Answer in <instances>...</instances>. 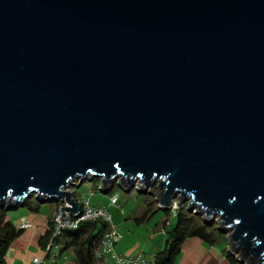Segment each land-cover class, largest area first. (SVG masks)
Returning a JSON list of instances; mask_svg holds the SVG:
<instances>
[{
	"label": "water",
	"instance_id": "1",
	"mask_svg": "<svg viewBox=\"0 0 264 264\" xmlns=\"http://www.w3.org/2000/svg\"><path fill=\"white\" fill-rule=\"evenodd\" d=\"M93 179L264 264V0H0V210Z\"/></svg>",
	"mask_w": 264,
	"mask_h": 264
},
{
	"label": "rangeland",
	"instance_id": "2",
	"mask_svg": "<svg viewBox=\"0 0 264 264\" xmlns=\"http://www.w3.org/2000/svg\"><path fill=\"white\" fill-rule=\"evenodd\" d=\"M97 181H84L81 186L75 190V199L82 197L90 202L94 207H108L112 215V221L119 226V232L123 235V240L118 242L114 249L115 253H124L131 247H138V251H144L145 257L148 260H153L154 255L162 249L165 244L167 236L165 235L171 230L175 221V215L187 208V203L180 207L168 211L160 210L154 198L147 192L145 194H137L130 190L125 192L116 185L104 193L100 190ZM92 193V195L90 194ZM110 195L118 196L117 204L111 205ZM54 202H47L41 205L37 218L46 219L47 223L54 214ZM185 212L187 210H184ZM183 211V212H184ZM13 224L16 223L21 215H28L29 211L25 208H15L8 212ZM138 213V214H136ZM192 214V215H190ZM142 215V216H141ZM193 212H187L186 216H194ZM196 217V215H195ZM202 217L198 216L197 221H202ZM203 222V221H202ZM19 223V222H18ZM167 223L166 231L164 232ZM215 223L210 224L213 227ZM19 227V225H18ZM165 233V234H164ZM63 236L59 238L62 240ZM218 246L224 245V238L218 237L216 244ZM118 251V252H117ZM68 252L63 253L67 257V262L75 264L74 256ZM106 264H115L113 260L107 257Z\"/></svg>",
	"mask_w": 264,
	"mask_h": 264
},
{
	"label": "trees",
	"instance_id": "3",
	"mask_svg": "<svg viewBox=\"0 0 264 264\" xmlns=\"http://www.w3.org/2000/svg\"><path fill=\"white\" fill-rule=\"evenodd\" d=\"M92 181L99 180L93 179ZM135 193L136 190H132ZM108 193V192H107ZM110 193V192H109ZM52 202V201H51ZM47 202L37 201L35 197L27 200L24 203V208L31 213H38L41 205ZM55 206H59L60 202H54ZM14 209V208H11ZM184 210H187L184 209ZM179 211L175 215V221L170 231L166 233V242L162 249H160L153 257V264H176L180 254L182 244L189 238H199L202 241L213 245L218 237H223L226 241V236L221 234L216 224L210 227V222L197 221V215L186 216L188 211ZM9 210H0V264H6L5 255L7 249L14 240L23 234V230L17 228L8 215ZM184 211V212H183ZM169 214L168 211H166ZM192 215V214H190ZM142 216V215H141ZM105 226L102 222H84L76 230L66 231L63 234V248L60 254L66 251H72L75 264H96L94 261V248L99 242V238ZM54 230V220L49 219L48 227L44 235L39 239V246L43 251L54 241L52 233ZM56 241V239H55ZM227 259L230 264H243L240 263L235 257L227 252Z\"/></svg>",
	"mask_w": 264,
	"mask_h": 264
},
{
	"label": "built area",
	"instance_id": "4",
	"mask_svg": "<svg viewBox=\"0 0 264 264\" xmlns=\"http://www.w3.org/2000/svg\"><path fill=\"white\" fill-rule=\"evenodd\" d=\"M99 184V183H98ZM92 195V193H90ZM111 205H116L118 196L110 195ZM81 205V211L76 217L70 216L69 212H64L65 217L62 218L60 208L64 205L72 208L67 204H59L57 211L53 217L54 230L52 233L54 241L47 247L45 257L33 258V264H64L67 260L63 253L60 254V250L63 248L62 240H59L66 231L76 230L84 222H102L105 226L97 246L94 248L93 256L96 264H106L107 257L114 261L115 264H153L139 255H125L114 252L115 245L122 239V234L119 232L118 226L113 223L112 215L108 207H94L90 205V202L84 197L76 200ZM33 224L28 220H21V224L18 228L26 230L32 228ZM56 239V241H55ZM68 252V251H66ZM65 253V252H64ZM60 258L63 261H60Z\"/></svg>",
	"mask_w": 264,
	"mask_h": 264
},
{
	"label": "crops",
	"instance_id": "5",
	"mask_svg": "<svg viewBox=\"0 0 264 264\" xmlns=\"http://www.w3.org/2000/svg\"><path fill=\"white\" fill-rule=\"evenodd\" d=\"M58 207H59L58 205L55 206L54 214L52 215L51 219L54 217ZM37 215L38 214L36 213L29 212L27 216L21 215L18 221L14 223V225L18 228V225L21 224V220L25 219L31 222L33 224V227L23 230V234L16 240H14L13 243L10 245V247L7 249L5 255L6 264H33L32 261L33 258L45 257V252L39 246V239L46 232L48 223L46 219L37 218ZM164 225L165 228L163 231L165 232L167 223ZM116 226L118 225L116 224ZM122 240H123V236L120 241ZM126 250H127L126 252L118 253V254H125V255L142 254L143 257L147 259L145 257L144 251H138L137 246L131 247ZM68 253L73 257V253L71 250L68 251ZM60 261L63 260L60 258ZM148 261L152 262V260H148ZM64 264H73V263H69L66 260L64 261ZM176 264H230L227 259V242L224 240V245L221 244L220 246H218V243L216 244V242L213 245H211L209 243L202 241L199 238H189L182 244L181 254Z\"/></svg>",
	"mask_w": 264,
	"mask_h": 264
}]
</instances>
